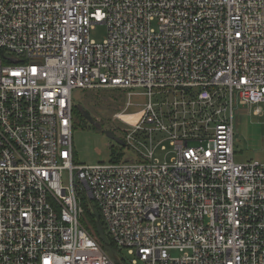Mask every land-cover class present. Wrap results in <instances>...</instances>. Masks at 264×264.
I'll list each match as a JSON object with an SVG mask.
<instances>
[{
  "label": "built area",
  "instance_id": "built-area-1",
  "mask_svg": "<svg viewBox=\"0 0 264 264\" xmlns=\"http://www.w3.org/2000/svg\"><path fill=\"white\" fill-rule=\"evenodd\" d=\"M77 88L126 90L138 161L75 160ZM262 102L264 0H0V264H117L85 203L129 264H264V161L234 142Z\"/></svg>",
  "mask_w": 264,
  "mask_h": 264
},
{
  "label": "rangeland",
  "instance_id": "rangeland-1",
  "mask_svg": "<svg viewBox=\"0 0 264 264\" xmlns=\"http://www.w3.org/2000/svg\"><path fill=\"white\" fill-rule=\"evenodd\" d=\"M106 27L98 24L91 32L92 38L102 41L106 35ZM138 92L130 97L132 106L129 112H137L142 109V104L148 101V97L141 94L143 89L134 88ZM75 106L81 105L88 110L93 118L102 124L97 129L90 122L87 125H78L75 120L74 146L78 161L83 164L94 165L100 162L108 163L115 161H138L136 152L127 145L109 137L105 131L112 129L117 137L124 138L123 124L113 118V114L122 110L128 99L126 90L110 88H77L72 92ZM155 102L160 100L159 95L153 97ZM259 106L262 111L257 114L254 110ZM228 115L230 112L228 111ZM234 142L235 159L239 162L264 161V102L251 106H241L235 103L234 107ZM143 140V137H140ZM171 150L170 145L158 149L156 158L159 161L170 160L173 154L168 156L167 151ZM172 256H179L180 252L171 251ZM118 257L131 263L133 255L126 250L118 249Z\"/></svg>",
  "mask_w": 264,
  "mask_h": 264
},
{
  "label": "trees",
  "instance_id": "trees-1",
  "mask_svg": "<svg viewBox=\"0 0 264 264\" xmlns=\"http://www.w3.org/2000/svg\"><path fill=\"white\" fill-rule=\"evenodd\" d=\"M76 119L78 125H87V120L84 114L79 110L77 106H75L74 108V121ZM75 160L78 161L77 154H75ZM84 205L85 209L82 218V223L88 230V232L99 240L104 250L112 257V259L117 264H129L128 262H126L125 259L118 257V249L116 247V244L112 240L111 236L108 234L107 227L98 208L92 203L91 205H88L86 203Z\"/></svg>",
  "mask_w": 264,
  "mask_h": 264
},
{
  "label": "water",
  "instance_id": "water-1",
  "mask_svg": "<svg viewBox=\"0 0 264 264\" xmlns=\"http://www.w3.org/2000/svg\"><path fill=\"white\" fill-rule=\"evenodd\" d=\"M77 107H78L79 110L84 114V116H85V118H86V120H87L88 122H90L92 125H94V126L97 127L98 129H101V128H102V124H101L100 122H98L97 120H95V119L93 118V116L91 115V113H90L88 110L84 109L81 105H78ZM105 133H106L109 137L115 139L116 141H119V142H121V143H124V142H123V139L120 138V137H117L112 129H108V130H106Z\"/></svg>",
  "mask_w": 264,
  "mask_h": 264
}]
</instances>
